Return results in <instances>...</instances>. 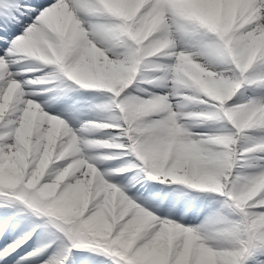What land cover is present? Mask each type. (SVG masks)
<instances>
[{
	"label": "clouds",
	"instance_id": "clouds-1",
	"mask_svg": "<svg viewBox=\"0 0 264 264\" xmlns=\"http://www.w3.org/2000/svg\"><path fill=\"white\" fill-rule=\"evenodd\" d=\"M0 206L63 234L13 264H264V0L45 5L0 55Z\"/></svg>",
	"mask_w": 264,
	"mask_h": 264
},
{
	"label": "snow or ice",
	"instance_id": "snow-or-ice-1",
	"mask_svg": "<svg viewBox=\"0 0 264 264\" xmlns=\"http://www.w3.org/2000/svg\"><path fill=\"white\" fill-rule=\"evenodd\" d=\"M52 2L53 0H0V41L6 40V44H0V55L8 47V42L12 37L23 32L39 10ZM14 216L17 218L13 223V230L18 229V231L14 238L0 247V260L10 257L34 235L36 237L35 245L29 251H34L38 258L47 253L42 259L46 260L57 250L58 241L63 238V234L57 231L55 226L43 223L35 215L21 216L15 213L9 215L3 225H0V234H3L9 227Z\"/></svg>",
	"mask_w": 264,
	"mask_h": 264
},
{
	"label": "rangeland",
	"instance_id": "rangeland-1",
	"mask_svg": "<svg viewBox=\"0 0 264 264\" xmlns=\"http://www.w3.org/2000/svg\"><path fill=\"white\" fill-rule=\"evenodd\" d=\"M96 95H97V93L90 92L89 95L87 96V98L94 97V96H96ZM68 102H69V101H68ZM68 102H67V105H68ZM64 107H65V105H63L62 108H60L59 110H57V112H61V110H62ZM65 118H67V117H65ZM133 192L135 193V190H133ZM137 194H138V193H137ZM157 214H158V215H164L165 213H164V212H158ZM21 216H22V215H21ZM16 218H17V217H14L13 223L15 222ZM171 218L177 220V218H175V217H173V216H172ZM187 224H192V223H187ZM30 249H31V247H28V249H26V250H25L23 253H21L20 255H23L25 252L29 251ZM33 262H34V261H33ZM33 262H31V263H33Z\"/></svg>",
	"mask_w": 264,
	"mask_h": 264
}]
</instances>
